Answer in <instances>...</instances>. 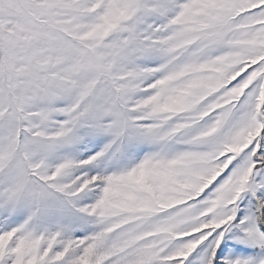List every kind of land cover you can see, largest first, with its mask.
<instances>
[{
	"label": "snow or ice",
	"instance_id": "obj_1",
	"mask_svg": "<svg viewBox=\"0 0 264 264\" xmlns=\"http://www.w3.org/2000/svg\"><path fill=\"white\" fill-rule=\"evenodd\" d=\"M0 264H264V0H0Z\"/></svg>",
	"mask_w": 264,
	"mask_h": 264
}]
</instances>
